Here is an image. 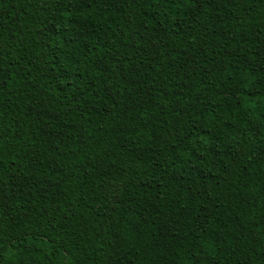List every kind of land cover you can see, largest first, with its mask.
Listing matches in <instances>:
<instances>
[{
  "label": "trees",
  "instance_id": "obj_1",
  "mask_svg": "<svg viewBox=\"0 0 264 264\" xmlns=\"http://www.w3.org/2000/svg\"><path fill=\"white\" fill-rule=\"evenodd\" d=\"M0 264H264V0H0Z\"/></svg>",
  "mask_w": 264,
  "mask_h": 264
}]
</instances>
